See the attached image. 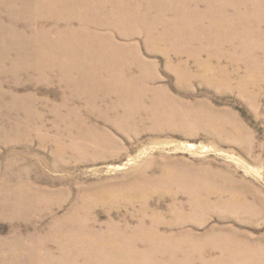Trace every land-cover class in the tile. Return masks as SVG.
<instances>
[{
	"label": "rangeland",
	"instance_id": "1",
	"mask_svg": "<svg viewBox=\"0 0 264 264\" xmlns=\"http://www.w3.org/2000/svg\"><path fill=\"white\" fill-rule=\"evenodd\" d=\"M169 1L102 0L106 5H89L88 0H0V206L14 200L6 190L14 193V188L27 186L48 196L47 209L50 207L30 217L6 218L0 212V239L44 235L55 222L64 221L82 194H91L83 189L95 184L112 195L130 192L147 195L148 217L158 213L160 231L174 234L179 242L204 238L210 229H223L235 231L230 234L239 242L242 240L241 243L264 247V88L257 90V97L247 98L234 89H217L197 82L193 57L186 55L191 45L183 60L178 61L171 55L182 50V44L172 47L165 42L163 50L151 52L145 46V36L154 29L155 33L162 31L183 41L191 35L200 40V34L208 33L200 28H187L185 19H181L183 14L178 11L175 18H179L170 23L172 11L165 9ZM205 1L209 0H190V6L181 5L179 10L189 15L212 12L213 8L207 9ZM210 1L212 6L217 3L222 8L227 17L225 25L233 34L242 24L232 25L229 19L238 22L255 9L261 20L264 19V8H257L264 0ZM197 2L205 6L192 8ZM96 6H106L109 10L99 15ZM152 8H157V13L149 10ZM160 16L169 21L164 30L154 27L159 19L161 22ZM101 23L106 27H97ZM116 24L122 30L116 31ZM124 31L136 34L126 39L119 35ZM60 33L77 40L84 38L86 42L68 43L59 38ZM37 35L47 40L45 45L50 48L41 46ZM105 35L112 36L119 44H128L129 51L126 59L117 65V74L100 71L94 74L97 80L92 85L94 88L114 76L131 80L132 87L136 85L148 91L140 94L143 105L150 102L151 91H157L159 97L174 101L177 109H195L194 116L187 122L179 118L151 122L148 110H136L130 120L115 124L114 115L128 113L135 107L126 108L113 95L105 97L103 91L92 86L81 91L80 78L88 66L95 64L88 59L91 54L84 59L77 56L78 61L72 65L61 63L62 52L69 53L71 48L81 50L88 37L105 40ZM48 38L55 39L54 48ZM99 44L102 43L96 46ZM193 47L195 51L209 48L221 52L234 48L226 44L211 47L204 41ZM169 49L172 52L167 54ZM110 52V59L119 57V52ZM134 53L137 54L134 56ZM254 54L257 58L253 59L263 68L264 79V50ZM205 58L204 53L202 59ZM39 60H43L44 65L40 66H45L44 70L37 69ZM221 64L229 65L226 60ZM180 68L193 77L188 86L179 85L176 70ZM238 73H244L243 69L239 68ZM104 113L107 121L103 119ZM78 120L85 123L84 127L106 132L110 139L108 147L79 155L68 151L57 155L53 140L61 138L67 144L68 128L75 129L69 122ZM112 140L114 143L110 145ZM163 169H169L172 175L170 179H163L164 182ZM131 193L111 209L90 205L84 215L86 224L99 230H104L109 221L134 227L139 219L140 201L129 208ZM192 193L223 204L187 218L186 200ZM29 195L26 191V197ZM181 203L186 204L185 208H180ZM170 205L179 216L171 214ZM208 250L205 246L197 251L200 255L192 254L191 260L175 252L174 259L178 264H202L204 260L220 259L219 252L210 254ZM171 256L161 253L155 261L169 264Z\"/></svg>",
	"mask_w": 264,
	"mask_h": 264
},
{
	"label": "bare ground",
	"instance_id": "2",
	"mask_svg": "<svg viewBox=\"0 0 264 264\" xmlns=\"http://www.w3.org/2000/svg\"><path fill=\"white\" fill-rule=\"evenodd\" d=\"M88 1L89 5H106V3H102V0ZM189 1L190 0H170L168 2V6H166L165 9L172 11L171 14H173V20L170 23H174L179 18V16L175 18L176 12L178 11L183 14L184 18L180 16L181 19H185L184 24L188 25L187 28H200L203 31H208V33L200 34L198 36L200 40L194 35H191L188 39H185L186 41H183L173 38V35L169 36L163 34L162 31L157 32V34L154 29L152 32H147L145 36V46L153 52L158 48L163 50L165 42L168 45L170 43L172 47L176 46V43L182 44L184 46L182 50L176 51V53L171 55V57L178 61L183 60V54H185L186 49L191 45V49L187 51L186 55L187 57H193L195 66L197 67V82L217 89H234L239 95L244 97H257V90L259 88H264V79L261 76L263 68L260 66V62L254 60L253 57L257 58V55L254 53L264 50V19L261 20L258 14L259 12H257L256 9L250 16L240 17L238 22L229 19L232 25L239 22L242 24L238 32L233 34L231 30L226 27L227 17L223 13L222 8L219 9L217 3L212 6L210 0L205 1L204 3L207 9L213 8L212 12L206 11L205 14L196 12L189 15L179 10L181 5L182 7L190 6ZM200 4L205 6L201 2H197L195 3V7L192 8H198ZM257 8H264V2L262 1ZM96 9L99 15H103L109 10L106 6H99V8L96 6ZM149 10L157 13V8ZM224 11H226V8ZM262 11L264 12V9H262ZM162 15L167 17L164 12H162ZM160 18L161 22H159V19L156 23L157 26H154L156 21L151 23V25L156 28L159 27L160 30H164L163 27H165L167 23L169 24V21L161 16ZM97 27H106V24L101 23L97 25ZM115 29L116 31L122 30L118 24H116ZM134 34L124 31L120 32L119 35L129 39ZM105 36V40L98 37L97 39L95 37H88L85 48H81V50L71 48L69 53H61L62 65H72V62L78 61L77 56L79 58H86L91 54L88 59H90L92 63L95 62V64L88 66L83 78H80L82 86L79 88H81V91L86 90V86L91 87L95 84L97 80L94 74H97L99 71L104 74L107 72V75L117 74V65L121 63V61H124L128 55V44H119L112 39V36ZM36 37L41 46H47L45 45V42H48L47 40L45 41V39L39 35ZM59 38L66 39L68 43L77 45H81L80 42H86L84 38L82 40H77L75 37L62 33L59 34ZM48 40L54 48L55 39L48 38ZM97 41L102 43L99 44L101 46H96V43L98 44ZM201 41H204L205 44L211 47H213V44H226L234 48L231 51L227 49L225 51V49H223L222 52L218 49V51H210L209 48L195 51L193 46L198 45ZM47 47L50 48V46ZM110 51H113V53L119 52V57L110 59ZM238 51L240 53L236 54ZM252 51H254V53H252ZM171 52V49H169L167 54ZM204 53L206 58L202 59ZM136 54L134 53V56ZM55 55L58 54L55 53ZM223 60L228 61L229 65L223 66L221 64ZM42 62L43 60H39L38 70H44L46 68L45 66H40L44 65ZM212 65L216 66V68ZM239 68H242L244 73L239 74ZM95 70L97 72H95ZM176 74L181 87L188 86L191 83V78L193 77H191L190 73L184 68L177 69ZM132 85L133 82L131 80H122L114 76L110 78V80H107L102 86H99V88L91 87L94 90L103 91L105 97L107 95H113V97L123 102L126 108L131 107L133 109L135 107L134 110L128 113L124 111L120 113V115H114L115 124L122 125L124 121L130 120L135 115L136 110H148L151 115V122H160L162 120L168 122L175 118L181 119L182 122H187L189 118L193 117L196 113L195 109L192 108L182 107L181 109H177V104L174 101L169 98L159 97L157 91H151L150 102L145 106L143 105V100L140 101L139 99L141 93H147L148 91L146 89H138L136 85L132 87ZM132 91L137 92L133 93ZM106 113H104L103 116L105 121L108 120ZM69 123L75 126V129L68 128L67 144H65L61 138H55L53 140L56 145L55 151L57 155H62L67 151L79 155L83 152H94L101 146L104 148L108 147L110 139L106 137V132H99L93 127H84L85 123L82 120L71 121ZM125 127L126 126H124V128ZM218 127L221 126L218 125ZM113 143L114 140L111 141L110 145ZM170 172L169 169L162 170V182L165 181L163 179L172 178ZM83 190L91 191V194L88 195L89 192L87 195L82 194L80 196L82 199L70 209L69 214L64 217V221L55 222L52 229L44 235L34 236L31 234L24 239L19 236L0 239V264H164L155 261V257L161 253L172 255L169 264H178V261L174 259L175 252L191 260L192 254L198 253L197 251L199 250L202 251L205 246L209 247L208 252L210 254L219 252L220 256L218 258L220 259L212 262L210 259L204 260V264H243V261L246 264H264V247L260 245L254 246L255 244L252 243V245L248 242L241 243L242 240L239 242V239L236 240L234 237L232 238V234L230 233H235L233 230L210 229L204 238L190 242H179L176 240L174 234L161 232L160 217L158 213H154L148 217L149 206L147 201H145L147 195L145 196L142 193L132 194L130 192L132 194V200L127 203L130 208L134 206V202L140 201L137 210L139 219L136 221L134 227H131L129 224L122 226L119 223L109 221L104 230L91 228L86 224L84 217L87 211H89L90 205L99 204L106 209H111L117 203L122 202L124 197L130 195V193L112 195L107 192L106 189L96 186L95 184L86 186ZM26 191L30 193L27 197ZM13 192L14 193L6 190V193H10V198L13 196V202L2 203L0 206V212H2L3 216L6 218H14L17 216L30 217L31 215L33 216V214L37 215V213H42L44 210H50V207L47 209L49 206V197L42 194L34 187H18L14 188ZM222 198L223 200L227 199H224V197ZM186 202L188 206L187 218L190 216L202 215L204 212H209L210 209L223 204L218 202V200L216 202H211L208 197H202L195 193L189 194ZM228 204L226 203L225 205ZM157 205H161V202H157ZM185 205L186 204L181 203L179 206L180 208H185ZM173 208V205L169 206L171 214L175 217L179 216L180 213ZM129 220L130 218L128 217L127 223ZM217 230L222 231L217 234ZM223 260H227L229 263H225Z\"/></svg>",
	"mask_w": 264,
	"mask_h": 264
}]
</instances>
